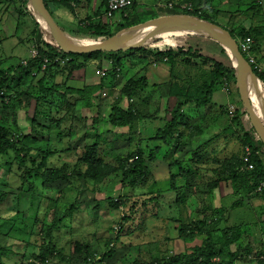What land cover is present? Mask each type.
<instances>
[{"label":"rangeland","instance_id":"1","mask_svg":"<svg viewBox=\"0 0 264 264\" xmlns=\"http://www.w3.org/2000/svg\"><path fill=\"white\" fill-rule=\"evenodd\" d=\"M134 1L137 8L145 9L138 14L139 24L183 26L180 25L181 21L187 22L184 26L211 24L199 20L191 22L184 14L185 11L192 10L191 3H195L205 16L217 23L214 25L219 24L229 30L240 26L244 29L249 21L247 18L257 14L258 11H253L260 7L259 0ZM23 2L0 0V69L8 68L11 74L18 62L27 58L33 43H28L25 39L27 36L29 38L31 32H35V22L44 30L46 26L37 14L35 19L29 16V10ZM49 4L59 5L58 1L56 4ZM30 9L32 10L31 5ZM63 9L66 11V8ZM173 9L180 10V13H174ZM17 11L22 14L19 22ZM129 13L130 10L127 11ZM53 19L57 24L61 22L55 15ZM105 20L103 23L109 31L116 34V25L122 22L119 14ZM63 28L67 30V27ZM80 34L82 35L76 34L79 37L72 39L64 36L65 34L63 36L81 45L93 43L86 41L87 35L82 32ZM129 37L133 39L128 40ZM129 37L116 48L118 51H113L121 53V72L117 73L118 76L110 87H105L100 92V96L92 98L94 107L90 112L88 109L81 111L80 104L71 95L74 90L81 91L87 85L111 81L108 78L112 63L108 61L110 67L106 68L103 61L107 62V59L103 57H100L103 61L85 64L67 78L61 74L56 75L45 89L42 88L37 93V97L40 96L43 100H39L40 103L34 100L35 90L32 86H35L42 75H35L32 86L28 77L11 83L12 89L3 99L6 109L1 114V124L7 130L4 138L7 151L0 157V251L5 250L3 257H8V264H20L22 258L26 264L34 262L31 255L38 251L37 235L40 229L50 226V242L61 256L73 257L71 264L74 261L82 264L81 259L74 255L77 245L81 248L76 251L88 261L91 258V263L94 264H162L167 259L165 257L190 254L192 248L200 246L207 238L206 233L192 239L180 238L178 219L181 211L184 218L187 216V221L196 220L201 225L207 222L203 230H209L208 233L213 237H219L218 230L224 226V222L220 223V217L222 220L230 218V224L241 225L248 224L253 214L255 219L251 220V230L255 237H243L230 247V251H237L234 264H257L260 245L254 240L260 238L264 242V195H255L252 200L243 197V204L230 211L232 204L239 199L231 193L233 191L230 185L222 183L213 190L208 187L209 183L220 179L216 174L223 171L221 160L242 154L243 145L239 142L236 131L239 136H242V132L237 129V124L231 122L227 109L214 115L217 116L215 124L207 116L205 121L188 120L189 124L197 125L201 130L211 127L213 131H209L208 136L211 141H215L214 146L206 145V151L201 153L198 162L195 161V177H177L174 181L168 174L167 166L173 160L177 161L176 165H184L192 158L196 159L193 151L202 144L200 134L185 136L173 155L167 153L166 156H160L159 152L158 159L152 162L149 160L146 163L149 176L141 187L124 188L120 184L119 174H104V166H116V158H126L138 148V141L143 136L138 131L144 130L145 137H152L157 129L160 131L165 128L172 113L171 103H164L156 88L136 93L131 96V100L122 95L121 90L130 78L145 76L149 85L154 86L162 84L169 76V66L165 60L158 65L154 56L144 59L137 54L134 56L131 49L141 45L142 39L136 37V34ZM171 39L172 37H163L149 40H157L151 45L152 49H165L173 46ZM20 40L22 43H19ZM175 40L176 46L182 44L198 48L203 55L219 62H228L227 57L222 55L221 46L210 38L185 36ZM130 53L134 58L129 56ZM186 71L185 68L180 74ZM102 72L105 73L104 77L101 76ZM67 89H72L73 92L67 95ZM234 93L232 88L233 95L227 96L221 87H217L212 95V103L217 108L225 107L227 101H232V96H236ZM118 100L122 109H127L135 102L139 117H146L145 121L152 126L147 124L139 127L133 124L135 132L132 134L129 130L112 129L104 119L110 114L112 103ZM67 102L76 105L63 109ZM195 116L199 117L198 114ZM148 118H153V122ZM247 120L248 118H242L241 130L243 127L248 129ZM219 139L223 141L218 142ZM95 142L99 147L94 154V168L99 175L97 179H92L87 177L88 168L79 159L86 148ZM247 161L242 157V168H245ZM47 169L63 170V179L45 183L42 175ZM176 172L174 165L172 173ZM115 199L121 200L119 206H109V201ZM215 219L219 223L211 224ZM26 241L28 244H25ZM51 257L53 259L49 258L45 264H64L58 262L56 255ZM218 261L219 259H213L210 262Z\"/></svg>","mask_w":264,"mask_h":264},{"label":"trees","instance_id":"2","mask_svg":"<svg viewBox=\"0 0 264 264\" xmlns=\"http://www.w3.org/2000/svg\"><path fill=\"white\" fill-rule=\"evenodd\" d=\"M11 1L13 2V0ZM23 1V4L29 10V16L35 19V14L30 9L29 1ZM57 1L60 7L72 11L70 7L71 3L69 2V0H43V3L50 15H52V13L51 9L49 8V2L56 4ZM132 1L133 5L131 6V8L119 14V18L122 20V22L116 25L117 31L122 30L125 26H127L125 28H129L140 23L138 22V14L145 9L144 7L137 8L135 1ZM191 6L192 10L184 12V14L187 15L191 22L199 20L203 22H209L211 24H217L209 17L205 16L204 13H202L201 9L196 7L197 4L191 3ZM129 10L130 13L127 14V11ZM260 10L261 7H257L253 12L258 11V13H254L252 15V18L247 19L252 20L254 18H257L260 15ZM20 12L17 13V22L21 21L22 19L20 17L22 15ZM173 12L180 13V10H174ZM103 22L104 21L100 20H97L94 23L79 21L78 25H76L78 32H82L83 34L88 36L86 41L99 42L101 40L110 38L113 35V33L109 31L108 27ZM185 23L187 24V22L181 21L180 25H184ZM35 27V32H31L29 38L27 36L25 40L28 43H33V46L37 51V56L35 58L27 57L21 62H18V64L14 68L15 71H13V74L9 73L8 68L5 70L0 69V157H3L7 151L4 142L7 130L1 124V114L2 111L6 109V105L3 103V99L12 89L11 83H17L22 80V78L28 77L32 86L34 79L32 73H36V76L42 75L39 79H37L35 86H32L35 90L34 100H37L40 103L39 100L42 99L40 98V96L37 97V93L39 94V91L42 90V88L45 89V87H47L46 85L51 83L56 75L61 74L63 77L67 78V76L71 75L74 71L83 67L85 64L91 63L93 61H103V59H107L106 61H110L112 63L111 70H109L111 75L108 78L111 81H102L98 84L87 85L81 91L74 90L73 92L72 89H67V95H70L71 91L73 92L71 97H75V102L80 104V110L84 111L85 109H88L90 112L94 107L92 98L94 96H100V92L105 87H110V84L112 85V83L116 80L115 78L118 76L117 73L121 72L122 58L120 57V51L117 53L96 52L92 54L82 55L65 54L53 42V39L51 37L44 35L45 30L39 27V24L36 22ZM221 28L228 31L232 39L236 42L240 39H245L246 37H249L252 40L254 39L252 49H255L257 47L260 34V27L258 24L251 25L248 29H242L243 27L241 26L240 28L233 30L226 29L222 26ZM141 42V45L137 47L135 46V48L131 49V53H134V56L135 54H137L138 56L142 57V59L148 56H154L156 58L154 60L158 64H160L159 62H164L163 60H165V63L169 66L168 79L160 85L151 86L149 85L145 76H141L137 79L130 78L125 82L121 93L126 99L129 98L131 100V96L136 93H142L144 92V90L152 87L156 88L160 99L163 100L164 103H171L170 109L172 110V113L168 121L169 123L165 126V128L160 131H157V129L156 133L150 138L143 135L138 141V148L132 151L131 155H128L123 159L116 158V166H104V174H119L120 184L122 185V187L130 189L141 187V185L144 184L145 180L149 176V169L147 168L146 163L149 160L150 162H152L156 160V158L158 159L159 152H161L160 156H166L167 153L173 155V151L175 149V151H177L180 146V141L185 136L192 137L198 134H200V136L204 135L205 130H201L200 127H197V125H191L188 123V120H184V109L189 107L201 109L210 105L213 92L217 87H221L223 80L228 82L230 90H232V88L234 87L236 93V83L234 80L233 71L231 70L229 64V52L227 47L220 41H216V43L221 46V52L223 53L222 55L226 56L228 59L227 63L219 62L212 57L203 55L198 48L179 45L175 47H168L165 49H152L151 45L157 42V40L143 39ZM19 43H22L21 40L19 41ZM131 53L129 54V56L132 55ZM57 57H69L71 58V62L67 63L64 66L56 65L53 63V61ZM100 57H103V59H101ZM44 60H48L49 64L44 71H41ZM23 61H25V65L22 64ZM185 68L187 71L180 74V72L185 70ZM253 74L258 80L259 90L262 94V97L264 98V74H259L257 72H253ZM119 101L120 100L112 103L109 110L110 114H108L104 120L112 129H120L122 131L129 130L132 134L135 132V129H133L132 127L133 124H137L138 126L139 123H142L144 120H146V117L142 119L141 117H139L138 112H136V109L138 110V108L137 105H135V102L133 103V105H129L127 109H122V107L119 105ZM67 105L65 104L63 109L72 106L75 107L76 103L72 104L67 102ZM223 111L224 110H222L221 112ZM243 117L247 119L245 110L241 105V102L238 100L234 110V116L233 118H231V122L237 124V129H240V131L242 132V136H239L238 131H236L238 140L241 145H243L242 154L230 156L224 161L221 160V166L223 167V169H221L223 171L216 174V177L219 176L220 179H216L215 181L208 184L210 190L219 188L222 183L230 185V188L233 191V195L235 197H239V199L232 204L230 211H233L243 204V197L252 200L254 197H256L255 195H264V145L257 137L254 136L255 132L250 126L249 122V130H245L244 127L241 130V120ZM148 119L151 120L153 118ZM142 139L144 141L143 145L141 141ZM246 146L249 147L250 150V154L248 157L249 161H251V163L253 164V169L251 170L242 168L243 151L244 147ZM97 147H99L98 143L95 142L91 144L86 148L85 152L79 159V162L88 168V172L86 173L87 177L92 179H97L99 175V172L96 171V168H94V165L96 164L94 162V154ZM205 151L206 150H204V146H198V148L193 151V155L197 158H192L190 162L184 163V165H176V160L171 161L167 167L168 174H170L172 180L176 181L177 177H195L197 174V169L196 166L193 165L196 163L195 161H199L201 153ZM174 165L177 168L176 173H172V168L174 167ZM42 178L45 183H51L57 180H61L63 179V170L47 169L45 170V173H43ZM173 184L175 185V183ZM120 202L121 200L119 199L110 200L109 206L116 208L119 206ZM54 206L56 207V205ZM181 213L182 212L180 211V219H178L180 238L192 239L196 238L197 235H204L205 233L207 234V238L205 239V241H202L200 246L192 248L190 254H178L169 258L165 257L167 259H164V262L162 264H234L235 257L237 256V251L231 252L230 247L237 244L240 239L242 240L243 237H255L253 236L254 233L252 232L251 228H248V225L244 223H242L241 225H233L230 224V218L222 220L221 217L219 218L221 221L220 223L224 222V226L221 227L222 229L218 230L220 236L213 237L208 233L209 230H203L207 222L204 225H201L198 221L192 219L188 220V222L185 219L187 216L184 218ZM212 223L218 224L219 221L215 219L211 221V224ZM49 229L50 226H47L44 229H40V233L37 235L39 236V243L36 244V246L38 247V251L37 253L31 255L34 262H30L28 264H34L35 262H39V264H45L49 258L51 260L53 259L51 257L53 255L57 256V258L59 259L58 262L71 264V259L73 257L67 255L61 256L60 252L53 247L52 243L50 242L51 234L50 231H48ZM195 231H197L198 233H195ZM29 236L30 235H28V238ZM254 241L258 242L260 245L257 264H264V242L260 238H257ZM25 244H28V241H26ZM80 248L81 247H79L78 245L76 246V250H79ZM76 250L74 255L78 256L81 259L82 264H94L91 263L93 262L91 258L90 261L86 260V257L83 258L81 253ZM4 251L5 250L3 249H1L0 251V264H8L9 262L7 259L8 257H3ZM213 259H219L218 263L210 262ZM24 261V258H22L20 264H26ZM154 263L155 262L141 264ZM72 264H76V262L74 261V263Z\"/></svg>","mask_w":264,"mask_h":264},{"label":"water","instance_id":"3","mask_svg":"<svg viewBox=\"0 0 264 264\" xmlns=\"http://www.w3.org/2000/svg\"><path fill=\"white\" fill-rule=\"evenodd\" d=\"M28 1L34 14H37L45 22L46 35L51 37L53 42L65 54L82 55L96 52H116V48L119 47V45H121L122 42L132 34H136V37L138 36L142 40L163 37L207 36L220 41L227 47L229 51L231 70L233 71L239 100L245 110L249 124L254 130L258 139L264 145V125L250 101L243 79L244 71H247L251 75H253V73L239 53L235 40L232 39L228 31L224 30L220 26L214 24H189L185 26H172L164 23H145L122 29L110 38L104 39L102 41L81 45L80 43L77 44L70 42L66 37L63 36L52 16L47 11L43 0Z\"/></svg>","mask_w":264,"mask_h":264},{"label":"crops","instance_id":"4","mask_svg":"<svg viewBox=\"0 0 264 264\" xmlns=\"http://www.w3.org/2000/svg\"><path fill=\"white\" fill-rule=\"evenodd\" d=\"M69 2L71 3L70 7H71L72 11H69L67 9L65 11L59 5L54 6V5L49 4V8L51 9V13H52V15H51L52 18L55 15L59 20H61V22L59 24H57V22H55V20L53 19L54 22L56 23L60 32L63 35L65 34L64 36L67 35L66 37L69 36V39L79 37L78 35H82V34H80L81 32H78V29H77V25H78L79 21H81V22L84 21V22H89V23H94L97 20L105 21V17L103 16V12L105 9V1L104 0H69ZM260 7H261L260 15L257 18H254L252 20L250 19L249 21H247V24H245L244 26H245V28L248 29L251 25L258 24L260 27L259 28L260 29L259 42L257 44V47L255 49H252L251 54L254 56L256 62L259 65L264 66V0L260 1ZM67 12H69L70 14H68ZM73 24H74V26H75V24H77V25L75 27H72ZM64 26L67 27V30L63 28ZM76 34H78V35H76ZM80 38L82 39L83 36H80ZM176 38L177 37H172L171 40L174 43H173V46H171V47L176 46V44H177L176 43L177 41L175 40ZM211 40H213L215 42L218 41V40L213 39V38ZM240 40H242V39H240ZM252 41L254 42V39ZM179 45H182V44H179ZM22 51H23V49H22ZM28 53H29V51H28ZM27 57H28V55H27ZM228 58H229V64L231 67V61H230L229 54H228ZM103 64L106 68H108V66L110 67V63H108V61L107 62L103 61ZM243 75H245V77L243 76V79L249 78V80L251 81V87L247 88L246 91H247V94L250 98L251 103L253 104V106L256 110L257 115L259 116L261 122L264 125V98L262 97V94L259 90L258 80L254 76V74L251 75L248 73V75H246V74H243ZM244 85H245V82H244ZM234 90L235 89L233 87V92H235ZM234 94L236 96H234V98L232 96V101H227L225 107L220 106L219 108H217V105L216 104L214 105L211 101L210 105L201 108V110L198 108L195 109L192 107L184 109V113H185V119L184 120L185 121L186 120H191V121L192 120H195V121H203L204 120L205 121V117L207 116V118L210 117L209 119L212 118V121H213L212 123L215 124V119L217 116H214V115H218L222 110L225 111L228 108V106H230V105H233L234 107H236L235 105L237 104V102L239 100L237 86H236V93H234ZM229 95L231 96L233 94H231V92H230L227 96H229ZM196 114L199 115L198 118H196V116H195ZM151 122H153V120H151ZM154 122H156V121H154ZM142 125L152 126V124L147 123L145 120L142 123L138 124L139 127H141ZM233 130H235V129H233ZM246 130H249V129L246 128ZM209 131H213L211 127L207 128L205 130L204 135L200 137V139H201L200 142L202 143L200 145V147H202V146L205 147L206 145L207 146H214L215 141H211L212 139L210 140V137L208 136ZM138 133H142L143 135H145L144 130L138 131ZM212 138H213V136H212ZM220 140L221 139H219L218 142H220ZM141 141H142V145H143V142H144L143 139ZM222 141L223 140H221V142ZM253 217H254L253 214H251V219H250L249 223L246 224V225H248L249 229L253 227L251 224V220L253 221L255 219ZM253 236H255V235H253Z\"/></svg>","mask_w":264,"mask_h":264},{"label":"built area","instance_id":"5","mask_svg":"<svg viewBox=\"0 0 264 264\" xmlns=\"http://www.w3.org/2000/svg\"><path fill=\"white\" fill-rule=\"evenodd\" d=\"M104 1H105V9L103 12V16L106 19L114 18L116 16V14H120L121 12H124V11L130 9L131 6L133 5L132 0H104ZM259 1H263V0H259ZM169 7H171V5H169ZM252 44H253L252 39L249 37H246L245 39L239 40L237 42V47H238V50L241 53V55L244 56V61L247 64V66H249L251 71L257 72L259 74H264V66L259 65L256 62L254 56L251 54V47H252L251 45ZM36 56H37V51H36L35 47L32 45V47H30V49H29L28 57L29 58H35ZM69 62H71V58H69V57H64V58L57 57L53 61L54 64L59 65V66H64ZM22 64L25 65V61H23ZM48 64H49V61L44 60V63L41 67V71H44ZM35 75H36V73L33 72L32 76L35 77ZM101 76L104 77L105 73L102 72ZM221 90L225 94H229L230 87H229V84L227 81L223 80V83L221 85ZM103 95H105V93H103ZM234 110H235V108L233 105L228 106L227 113L229 114L230 118H233ZM249 154H250L249 147H247V146L244 147L243 158H244V161L248 160L246 165H245V168L247 170L253 169V164L248 163L249 162V158H248Z\"/></svg>","mask_w":264,"mask_h":264},{"label":"bare ground","instance_id":"6","mask_svg":"<svg viewBox=\"0 0 264 264\" xmlns=\"http://www.w3.org/2000/svg\"><path fill=\"white\" fill-rule=\"evenodd\" d=\"M198 25V24H197ZM133 38H128V40H132ZM71 42V41H70ZM244 74L248 75L247 71H244ZM245 77V75H243ZM252 77V76H251ZM244 82H245V87L246 89L247 88H250L251 87V82L249 80V78H245L244 79Z\"/></svg>","mask_w":264,"mask_h":264},{"label":"clouds","instance_id":"7","mask_svg":"<svg viewBox=\"0 0 264 264\" xmlns=\"http://www.w3.org/2000/svg\"><path fill=\"white\" fill-rule=\"evenodd\" d=\"M105 19H106V18H105ZM105 21H106V20H105ZM235 42H236V41H235ZM237 42H238V41H237ZM237 42H236V44H237ZM238 51H239V50H238ZM251 51H252V47H251ZM239 53H240V52H239ZM240 54H241V53H240ZM241 56H242V55H241ZM242 58H243V60H244V56H242ZM252 73H253V72H252ZM229 87H230V86H229ZM230 92H231V90H230ZM230 92H229V93H230ZM234 108H235V107H234ZM248 122H249V121H248ZM254 136L257 137L256 134H255ZM257 138H258V137H257Z\"/></svg>","mask_w":264,"mask_h":264}]
</instances>
